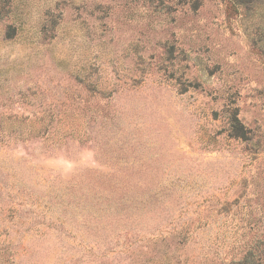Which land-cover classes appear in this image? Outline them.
Returning <instances> with one entry per match:
<instances>
[{"label": "rangeland", "instance_id": "1", "mask_svg": "<svg viewBox=\"0 0 264 264\" xmlns=\"http://www.w3.org/2000/svg\"><path fill=\"white\" fill-rule=\"evenodd\" d=\"M0 264H264V0H0Z\"/></svg>", "mask_w": 264, "mask_h": 264}]
</instances>
